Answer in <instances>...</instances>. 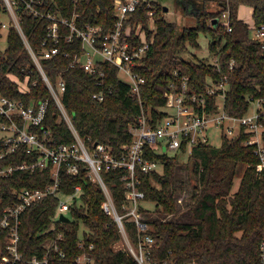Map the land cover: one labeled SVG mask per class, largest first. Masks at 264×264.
<instances>
[{"label": "trees", "instance_id": "obj_1", "mask_svg": "<svg viewBox=\"0 0 264 264\" xmlns=\"http://www.w3.org/2000/svg\"><path fill=\"white\" fill-rule=\"evenodd\" d=\"M116 0H58L62 15L71 19L78 15V27L103 26L111 30L116 22ZM185 16L195 17L197 26L179 31L178 25L166 21L164 8L155 5L156 32L151 31L149 9L144 5L133 15L132 27L141 23L147 30L148 40L154 43L138 67L145 79L140 96L132 95L129 84L120 78V71L110 63L98 66L103 71L105 98L93 99L99 92L96 86L98 75H89L82 67H70L73 56L64 53H82L79 40L60 43L61 54L52 60H42V67L52 85L59 81L66 84L62 97L65 109L79 135L94 142L112 147L120 153L121 147L132 141V127L140 125L144 114L155 122L166 115L163 109L168 103L170 84H180V77L189 76L191 90L203 92L208 78L219 79L228 74L230 91L227 109L235 115L249 110L247 98H264V50L250 39L247 24L239 19L242 5L253 9V18L264 25V0H217L219 9L208 10V0H175ZM225 3L227 7L223 6ZM0 0V12L3 10ZM231 12L232 32H227L221 17L225 10ZM218 20V23H215ZM48 21L24 14L21 26L35 51H39L46 34ZM201 34L210 35V54L218 57L222 73L207 59L186 60L189 48L200 49ZM1 38V32H0ZM141 40L134 38L140 45ZM235 60L232 71L228 63ZM0 63L3 67L2 90L11 98L22 100L26 105L47 102L48 108L43 123L44 130L54 138L55 144H73L75 138L52 97L41 73L18 32L8 31V46L0 48ZM175 71L179 76L175 75ZM8 74L21 81H28L30 91L24 93ZM27 77V78H26ZM36 85H33V83ZM111 90V91H109ZM0 117V123L2 122ZM38 132L42 134L41 128ZM180 156L168 157L153 154L164 165L161 173L143 175V191L146 200L153 205L155 218H150L149 234L156 239L151 259L157 264H258L260 244L264 239V178L258 173V159L252 146L244 145V138L223 139L220 146H198L191 158L180 161ZM36 155H27L22 147L14 155L0 159V168L16 166L24 161L32 163ZM181 163L186 178H181ZM245 166L238 190L233 193L239 169ZM51 170L46 172H18L11 178L0 179V203L2 209L14 205L17 194L25 188H42L51 182ZM122 173L105 172L103 177L112 193L116 207L121 211L124 201ZM61 190L70 194L77 185L82 186L83 205L71 209L69 222L55 220L58 199L47 198L28 207L21 217L20 251L29 264L34 256L48 255L51 264H77L76 259L84 251L94 258V264H138L127 248L116 249L122 235L116 222L101 209L104 194L98 184L90 181L84 170L79 176L62 173ZM145 211V210H144ZM187 215V220H181ZM130 242L138 244L137 229L126 223ZM63 233L59 242L60 252L50 249L51 243ZM81 236L84 247L80 246ZM10 244L7 232L0 235V261ZM93 245L94 249L89 250Z\"/></svg>", "mask_w": 264, "mask_h": 264}, {"label": "built area", "instance_id": "obj_2", "mask_svg": "<svg viewBox=\"0 0 264 264\" xmlns=\"http://www.w3.org/2000/svg\"><path fill=\"white\" fill-rule=\"evenodd\" d=\"M211 5V0H208ZM146 6L150 19V30L156 32V10L152 2L148 0H116V22L111 30L106 31L103 26L86 25L78 27V15L69 19L62 15L58 0H3V10L12 18L8 24L0 21V32L14 28L20 35L25 48L32 58L36 68L41 73L43 81L47 85L54 98L63 119L68 124L75 138L73 144H55L54 138L44 130L48 103L33 102L26 105L24 101L7 97L2 90L3 67L0 63V159L14 155L20 148H24L27 155H36L32 163L27 161L16 166L0 168V179H8L18 172H46L51 170V182L42 188H25L18 192L14 205L2 209L0 203V235L8 233L10 244L6 248V254L2 256L0 264H23L25 258L20 251V226L21 217L28 207L40 201L55 197L58 199V211L55 220H60L63 214L72 220L71 209L83 205L82 186L77 185L70 194H64L61 190L62 173L70 176H79L81 171L86 172L88 179L99 185L104 201L101 204L102 211L110 216L117 224L122 239L127 243V249L138 264H157L151 259V253L156 245V239L149 234L150 216L146 206V194L143 191L141 174L161 173L164 165L153 158L158 156L191 158L194 150L201 145L212 144V131L218 132L221 142L223 139L237 140L244 138L245 146H252L258 159L256 169L264 178V98H247L249 110L243 115H235L227 109V98L230 91L229 75L222 73V65L218 57H214L211 63L222 77L219 79L208 78V85L203 92L191 90L189 76H179L180 84L171 83L168 103L163 111L165 117L155 122L142 114L139 118L140 125L132 127V141L121 147L120 153L114 152L112 147L94 142L91 138H82L75 129L69 117L62 97L66 91V84L60 80L55 88L47 77L41 61L52 60L61 54L60 43L63 39L68 43L79 40L82 45V53H64L66 58L73 56L70 67L79 65L89 75H98L96 86L99 92L93 94V99L103 101L105 98L104 73L98 66L102 63H110L117 67L120 75L125 73L131 83L132 95L140 96L145 79L138 73L142 59L147 55L150 46L154 43V36L148 40L147 30L141 23L132 27L130 21L139 7ZM228 6L227 3L224 4ZM223 5V6H224ZM247 12L253 9L242 5ZM238 17L244 21L250 30V39L264 50V25L256 24L254 18L251 24L244 20V16ZM26 14L35 19L48 21L46 34L42 40L39 51H35L26 36L22 26V16ZM226 24L227 32H232L231 12L225 10L220 20ZM141 42L137 45L134 38ZM235 60L228 63L232 71ZM18 83L24 93L30 91L28 81H21L16 76L8 74ZM27 78V77H26ZM122 81H124L121 78ZM125 82V81H124ZM126 83V82H125ZM33 85H36L34 82ZM111 91V90H109ZM41 128L42 134L38 132ZM214 146V145H213ZM122 173L120 182L124 186V201L121 211L116 207L111 191L105 183L103 173ZM145 210V211H144ZM126 223L136 226L138 244L130 242ZM63 233L51 243L50 249L55 253L60 252L59 242L63 241ZM80 246L84 247V238L81 236ZM94 249L93 245L89 250ZM29 264H51L48 255L40 258L34 256ZM77 264H94V258L84 251L76 259ZM258 264H264V239L260 244V260Z\"/></svg>", "mask_w": 264, "mask_h": 264}, {"label": "rangeland", "instance_id": "obj_3", "mask_svg": "<svg viewBox=\"0 0 264 264\" xmlns=\"http://www.w3.org/2000/svg\"><path fill=\"white\" fill-rule=\"evenodd\" d=\"M152 3H154L155 5H158L162 8L167 7L169 9L168 13L163 12V17L166 19V21L168 22H172L178 25L179 31H182L184 28H194L197 26V20L195 17H191V16H185L181 10L179 9V7L176 4L175 0H148ZM219 9L218 7V2L217 0H211V5L208 4V10L209 11H217ZM240 15L244 16V20H246L247 23L251 24L253 22V16H252V12L249 11L247 12L245 10V8H241L240 9ZM0 21L1 22H5L8 24L12 23V18L9 14H7L6 12H0ZM211 42V36L205 35V34H201L200 38H199V45H200V49H193V48H189L188 51L183 55L184 58L186 60H203V59H207L210 63L213 62L214 57L210 54V50H209V45ZM8 46V31L7 30H2L1 31V38H0V48L2 51H5L7 49ZM120 78H122L126 83H131V80L128 79L127 75L125 73H122L120 75ZM212 144L214 146H220L221 145V139L220 137H218V132L216 131H212ZM180 161H185V159H181ZM182 168L179 171V175L181 176V178H186L188 175V172L186 171V167L188 166V163H181ZM161 171L163 170V168L160 169ZM245 171V166H242L239 169V173H238V178L235 180L234 183V189H233V193L236 192L238 190L240 181H241V177L244 174ZM146 206L149 212V216L150 218H155L157 217V215L154 212V208L153 205L146 202ZM188 216L185 215L181 218V220H187ZM123 248H127V243L124 239H122L117 245H116V249H123Z\"/></svg>", "mask_w": 264, "mask_h": 264}, {"label": "water", "instance_id": "obj_4", "mask_svg": "<svg viewBox=\"0 0 264 264\" xmlns=\"http://www.w3.org/2000/svg\"><path fill=\"white\" fill-rule=\"evenodd\" d=\"M164 12L165 13H168L169 12V9L167 7H165L164 8ZM215 23H218V20H215ZM60 220L61 221H64V222H69L70 221V219L68 217L64 216L63 214L60 216Z\"/></svg>", "mask_w": 264, "mask_h": 264}]
</instances>
